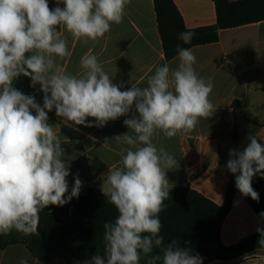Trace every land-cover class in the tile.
<instances>
[{
    "label": "clouds",
    "instance_id": "9594fccd",
    "mask_svg": "<svg viewBox=\"0 0 264 264\" xmlns=\"http://www.w3.org/2000/svg\"><path fill=\"white\" fill-rule=\"evenodd\" d=\"M55 2L50 8L49 0H0V235L37 233L41 210L64 206L80 195L79 175L69 188L71 165L49 123L53 109L57 117L84 127L102 128L127 117L123 123L129 131L105 140L127 146L121 165L107 171L102 185L118 215L103 226V254L82 264H140L141 254L154 249L162 255H152L148 264H203L198 253L176 240L165 245L160 235L159 214L169 196L167 172L178 161L157 147L153 137L188 133L200 118L212 116L213 84L197 73L192 49L179 45L176 66L157 67L143 87L124 89L123 83H113L94 54L80 59L82 74L67 73L55 59L69 55L58 28L63 26L75 39L95 41L122 22L129 0ZM193 35L184 31L178 39L190 44ZM21 76L41 86L42 104L13 86ZM248 141L243 150L230 149L226 168L241 195L258 201L252 180L264 178V143L255 135ZM257 231L264 237V229ZM259 242L264 245V239ZM20 264H28L27 259Z\"/></svg>",
    "mask_w": 264,
    "mask_h": 264
},
{
    "label": "crops",
    "instance_id": "0c3cea01",
    "mask_svg": "<svg viewBox=\"0 0 264 264\" xmlns=\"http://www.w3.org/2000/svg\"><path fill=\"white\" fill-rule=\"evenodd\" d=\"M174 2L188 29L213 26L217 22L216 7L211 0ZM60 33L67 41L69 55L55 59L69 74H82L80 59L94 54L113 83H123L127 89L131 84L146 86L148 77L159 66H176L175 58L168 60L165 56L153 0H129L122 22L113 23L110 31L95 41L75 39L63 26ZM191 49L196 56L197 73L213 84L209 95L214 105L213 115L200 118L188 133L181 132L172 138L158 133L153 142L178 161V167L167 172L168 189L190 186L223 205L228 184L235 181L226 168L230 149L240 150L242 144L249 142L250 135L264 143V21L222 30L218 42ZM30 85L41 87L32 86V82ZM48 115L71 165L69 188L74 183L73 177L79 175L83 181L80 195L90 190L103 192L104 175L121 165L122 148L127 147L105 140L129 131L123 123L127 117L100 128L72 125L57 117L54 109ZM257 228H263V224L237 194L223 224V244H236L258 232ZM241 232L247 233L241 235ZM22 258L28 264H68L63 256L41 262L21 243L0 250V264H20ZM140 264L147 263L140 261ZM208 264H264V248L237 259L214 260Z\"/></svg>",
    "mask_w": 264,
    "mask_h": 264
},
{
    "label": "trees",
    "instance_id": "16d2710c",
    "mask_svg": "<svg viewBox=\"0 0 264 264\" xmlns=\"http://www.w3.org/2000/svg\"><path fill=\"white\" fill-rule=\"evenodd\" d=\"M153 1L158 31L168 60L176 57L177 45L194 48L216 43L222 30L264 21V0H211L216 7V24L188 29L174 0ZM49 6L55 8V0H49ZM59 6L62 7V4ZM184 31L194 33L190 44L178 39L179 33ZM30 82L29 77L21 76L13 81V86L25 94L34 95L38 103H43V93L31 87ZM252 186L259 193L258 201L242 196L235 184L230 182L223 205L216 204L190 186L168 189L169 196L159 214L162 225L160 235L164 237L165 245L176 240L182 247L198 253L203 258V264L214 260L237 259L264 248L259 242L264 237L259 232L230 246H225L221 239L224 221L232 210L237 194L260 219L264 229V218L260 216L264 212V181L252 180ZM117 215V209L108 202L103 192L90 190L64 206L50 205L41 210L37 233L25 235L13 230L7 235H0V250L21 243L41 262L63 256L68 264H82L94 254H103V226L105 222H114ZM14 234L18 237H14ZM155 254L162 255V250L154 249L148 256L142 253L141 262L148 264ZM157 264H162V260Z\"/></svg>",
    "mask_w": 264,
    "mask_h": 264
},
{
    "label": "rangeland",
    "instance_id": "374dc122",
    "mask_svg": "<svg viewBox=\"0 0 264 264\" xmlns=\"http://www.w3.org/2000/svg\"><path fill=\"white\" fill-rule=\"evenodd\" d=\"M248 143H244L240 146V150H243L246 146H247ZM253 181H264V178H262L261 176L257 175V176H254L253 177ZM235 183V181H234ZM247 232H241V235L245 234ZM14 237H18L17 234H14L13 235Z\"/></svg>",
    "mask_w": 264,
    "mask_h": 264
}]
</instances>
